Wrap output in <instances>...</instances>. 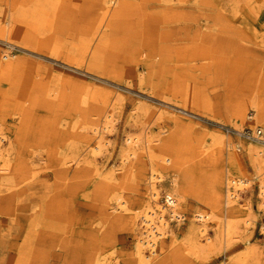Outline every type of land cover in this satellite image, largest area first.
Returning <instances> with one entry per match:
<instances>
[{
  "label": "rangeland",
  "instance_id": "obj_1",
  "mask_svg": "<svg viewBox=\"0 0 264 264\" xmlns=\"http://www.w3.org/2000/svg\"><path fill=\"white\" fill-rule=\"evenodd\" d=\"M0 63V264H142L149 168L177 205L144 264H264V0H0Z\"/></svg>",
  "mask_w": 264,
  "mask_h": 264
},
{
  "label": "bare ground",
  "instance_id": "obj_2",
  "mask_svg": "<svg viewBox=\"0 0 264 264\" xmlns=\"http://www.w3.org/2000/svg\"><path fill=\"white\" fill-rule=\"evenodd\" d=\"M106 7H108L107 4H106ZM8 23L9 22L6 21V24H8ZM7 56H8L7 52H4L2 54V58H4V59H6ZM6 66H7L6 69L11 68L10 63H7ZM0 69H3L1 66V63H0ZM183 112L188 113L189 111L183 110ZM262 116L263 115H261L260 117H262ZM238 118L242 119V115L238 114L237 119ZM252 118H253V114H251L250 116H247V119H252ZM236 126H237V129H235V130L241 134L242 133L241 132V130H242L241 125L237 124ZM103 128L107 129L108 125L107 124L104 125ZM257 128H259V127L248 129L249 132L252 133V135L249 137V138H251L252 142H249L247 144L245 151H246V154H247L251 164H253L254 169L258 172L259 175H262V177L260 178V181H258L259 182L258 183V188H259V191H258L259 194L258 195L260 196V206L262 208H264V163H263L264 141L259 139L256 136H254L255 129H257ZM93 130L95 132L96 128L94 127ZM221 136L222 135L219 133L217 135H212L211 140L214 143H219V142H221ZM0 139H1V135H0ZM131 141H132L131 137L127 136L125 138V142L128 144H130ZM99 149L100 148H99L98 144L93 145L91 147V151L93 153L99 151ZM0 155H2L1 151H0ZM125 159L126 158H122V160H125ZM0 169H2V168L0 167ZM161 180H162V176L160 174H158L155 170H153L151 168L148 169L147 189H148V199L149 200L147 201L143 211L140 214H137V216L136 215L133 216V218L131 220V224L134 225V218L138 217V219H139L138 221L140 222L141 227H142L141 237L135 238L136 241L134 243V253L136 255V261H138L142 264H144L148 260H150L149 256H147L145 254V252L143 251L144 248H147L149 254L153 255V253L155 252L156 242L159 239L163 238L164 234L166 233L167 229L169 228L168 220L165 219L164 214L167 213L168 218L170 220V218L174 216L176 205H177L176 199L171 198V197L166 196V198H170L167 201L169 203V206L165 203V201L159 202L157 200L158 190H157L156 184H157V182H160ZM225 180H226V178H225ZM227 181H228V179L224 183L225 184V186H224V188H225L224 189V191H225L224 192L225 204H228L229 202L231 203L233 200H235V198L238 197L237 189L234 190L236 186L240 187L241 185H247L250 182L248 179H241V178H239L237 180L230 179V181H229L230 185H228L229 183H227ZM36 194H38V192ZM44 197H45V195H44ZM116 203H117L118 207H120L121 209L126 208L125 202L123 200L117 201ZM193 217H196L199 219L198 220L191 219L189 222L188 238H187L188 243L187 244L189 245V247H192V246L196 247V245L202 246V245H204V241H205V239L203 238L204 234H205V227L203 226L204 224H203L202 220L206 219L207 216L202 215L199 217V215H193ZM175 218L177 219V221H178V218L183 219L181 216H177ZM139 222H137V223H139ZM235 227L236 226L232 223V221H227L225 223V226L223 227V232H224V236L226 237L227 240H230L233 238L232 234L235 232ZM159 243H160V241H159ZM245 243H246V244H244V245H246L245 247L248 249V251L249 250L251 251L252 247L248 246V241H245ZM194 247H192V248H194ZM195 250H197V249H195ZM90 259L91 260H90V262H88V264L89 263L90 264H106L104 261L101 260V258L98 255H96V256L92 255L90 257Z\"/></svg>",
  "mask_w": 264,
  "mask_h": 264
},
{
  "label": "built area",
  "instance_id": "obj_3",
  "mask_svg": "<svg viewBox=\"0 0 264 264\" xmlns=\"http://www.w3.org/2000/svg\"><path fill=\"white\" fill-rule=\"evenodd\" d=\"M245 137L249 138L252 133L248 131L242 133ZM254 136L258 137L259 139L264 141V130H262L261 128H257L255 129V133ZM170 198H165V203L169 206V203L167 202ZM182 217V216H181ZM181 219V218H179ZM183 221V220H182Z\"/></svg>",
  "mask_w": 264,
  "mask_h": 264
}]
</instances>
